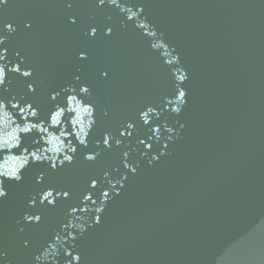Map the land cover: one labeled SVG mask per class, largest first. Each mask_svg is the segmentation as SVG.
I'll return each instance as SVG.
<instances>
[{"label": "water", "instance_id": "95a60500", "mask_svg": "<svg viewBox=\"0 0 264 264\" xmlns=\"http://www.w3.org/2000/svg\"><path fill=\"white\" fill-rule=\"evenodd\" d=\"M90 2L77 0L74 9H67L62 0H8L0 8V27L7 31L6 22L13 25L11 48L37 66L41 79L63 82L73 70L69 58L77 43L66 27L70 12L79 7L81 26H112L114 35L97 45L94 58L112 68L102 96L113 119L134 112L168 87L161 61L179 54L190 81L188 107L179 118L187 127L180 129L175 120L168 125L174 140L177 134L182 138L173 144L167 133L161 137L171 155L155 167L147 165V156L138 157L144 161L140 174L108 206L102 225L81 242L82 264H264V0H121L124 11L89 7ZM145 30L156 35L145 37ZM153 43L164 47L152 48ZM11 48L9 58L17 59ZM68 87L61 95H76ZM14 89L22 91L19 85ZM9 100L0 108V172L20 169L21 157L37 148V155L62 158L73 138L60 132L72 127L77 113L66 112L70 118L62 117L59 130L49 120L43 124L47 133H24L35 120L27 110L12 107L20 103L19 96ZM70 107L84 105L73 102ZM92 118L81 111L73 131L82 125L87 131ZM53 138L58 139L49 143ZM21 142L28 152L17 147ZM85 175L66 179L79 184ZM8 190L0 202L4 264H34L29 250L21 247L24 234L17 223L29 184L26 180ZM76 215L80 219L73 220V231L89 222L86 214ZM49 223L55 226L56 217ZM31 238L34 250L43 238L38 233Z\"/></svg>", "mask_w": 264, "mask_h": 264}, {"label": "snow or ice", "instance_id": "6c2138e0", "mask_svg": "<svg viewBox=\"0 0 264 264\" xmlns=\"http://www.w3.org/2000/svg\"><path fill=\"white\" fill-rule=\"evenodd\" d=\"M76 2L77 0H62L67 9H74ZM7 3L8 0H0V8ZM88 6L124 11L121 9V0H91ZM75 10L66 17V27L74 33L77 41L69 58L73 70L63 78V82H58L53 77L41 79L37 66L23 56L20 50L11 48L12 34L16 31L13 25L6 22L7 31L0 27V62L7 61L0 63V108L10 102L9 97L11 101L20 97V103H12V107L19 108L21 113L27 110L28 115L35 120L31 127L22 129L24 133L36 129L47 133L48 128L43 124L49 120L50 127L59 130L62 117L65 120L70 118L65 115L66 112L77 113L76 118L71 119L72 127L60 132L61 136H71L75 141H69L68 151L62 158L51 160L37 155L40 151L37 148L29 156L21 157L20 169L14 170L12 174L0 173V177H3L0 179V202L9 196V188L22 186L26 180L29 184L24 210L17 223L21 225L20 233L24 234L21 247L29 250L34 264L41 258L40 253L50 257V264H82L84 249L81 242L90 229L102 225L108 206L116 197L123 195L130 179L140 174L144 161L138 157L147 156V165L155 167L162 158L171 155L169 143L161 145V137L167 133L166 140L173 144L182 138L177 134L173 139V127L168 126L169 122L175 120L180 129L187 127L179 118L189 103L190 71L183 65L179 54L172 60L161 61L160 67L168 81V87L163 92L137 107L134 112L113 119L111 106L102 96V92L109 87L112 68L94 58V53L99 43L114 35V29L108 24L95 22L81 26L79 14ZM127 10L131 11L130 8ZM143 11L140 8V12ZM128 19L131 20L132 17L129 16ZM26 27L31 28V24ZM138 27L145 29L144 24H139ZM142 35L155 36L156 33L145 30ZM160 47L164 45L152 44V48ZM10 48L17 59L13 56L9 58ZM172 51L177 50L173 48ZM177 63L181 67H176ZM165 64L172 65L180 75L176 76L172 68H166ZM14 85H19L22 91H15ZM68 85H71V92L76 95H61L62 91H69ZM10 88L16 95H12ZM73 102L83 104L84 107L72 109L70 105ZM21 103L26 105V109L21 107ZM81 111L93 118L89 121L87 131L80 128L78 132H74L73 128L80 123ZM29 139L34 138L25 137V140ZM56 139L58 138L48 142L53 143ZM17 147L28 152L23 142ZM80 172L86 175L79 184L66 179ZM77 213L86 214L89 222L87 227L78 226L73 231V220L80 219ZM53 216L56 217L55 226L49 223ZM35 233L40 234L43 239L40 246L33 250L31 237ZM3 253L6 251L0 248V264H4L6 260Z\"/></svg>", "mask_w": 264, "mask_h": 264}, {"label": "clouds", "instance_id": "9594fccd", "mask_svg": "<svg viewBox=\"0 0 264 264\" xmlns=\"http://www.w3.org/2000/svg\"><path fill=\"white\" fill-rule=\"evenodd\" d=\"M85 127H86L85 125H82V126H81V130H82V131L85 130ZM53 143H54V142H53ZM52 150H53V151H56V150H58V149H52ZM14 170H16V169H13V170H11V171H6V172H0V173L12 174ZM45 251H47V250H45ZM2 255L6 256V258H7V252H6V253H3ZM39 255H40L41 258H40L38 261H36L35 264H44V261H47L48 259H50V257H46V256L44 255V253H40Z\"/></svg>", "mask_w": 264, "mask_h": 264}]
</instances>
